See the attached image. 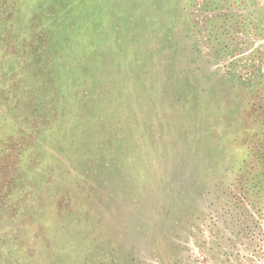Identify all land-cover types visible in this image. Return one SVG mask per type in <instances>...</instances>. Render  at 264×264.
<instances>
[{
    "label": "rangeland",
    "instance_id": "1",
    "mask_svg": "<svg viewBox=\"0 0 264 264\" xmlns=\"http://www.w3.org/2000/svg\"><path fill=\"white\" fill-rule=\"evenodd\" d=\"M47 1L0 0V264H264V145L206 116L264 77V0Z\"/></svg>",
    "mask_w": 264,
    "mask_h": 264
},
{
    "label": "trees",
    "instance_id": "2",
    "mask_svg": "<svg viewBox=\"0 0 264 264\" xmlns=\"http://www.w3.org/2000/svg\"><path fill=\"white\" fill-rule=\"evenodd\" d=\"M225 1L227 5L228 0H225ZM48 2H51V4H48ZM42 3L44 5L42 6L43 7L42 12L40 13L42 14L41 17H44V18L52 17V16L47 15L49 12H52V10L54 11L55 9L52 1L49 0L47 2H40L39 5H42ZM36 7H38V5ZM19 8H20V4L18 6L17 5L14 6V9L12 10L15 11L16 13L17 9L19 10ZM67 9L69 10L70 6H67ZM228 17L229 16L226 13L223 16L224 18L223 21H226ZM230 49L231 48H229L228 45H224L221 49L222 50L221 56L226 57L227 55H229L231 53ZM258 61L259 60H257L256 62ZM263 66H264V61H263ZM230 80L232 82L233 91H235L233 92L234 94L231 95L230 98L228 99L223 98V96H220V94H214L212 98L215 97L216 99V102H215L216 107L213 106L212 110L209 112L210 114H207L206 116L208 117L209 121L215 123L216 125V131H217L216 136L218 137L217 138L218 141H220L221 139H224L226 135V137H228V141L230 142L232 141V143L234 144L243 141L246 147L248 146L255 147L259 145V150H260L261 147H263L264 145V126L260 129H254L252 126L249 125L247 117L245 118L242 117L239 123L238 115L236 113V108L233 107L232 105L235 103L236 105L239 106L238 96H239L240 88L244 89L245 92L250 94L251 90L253 91L254 89H258L259 86L264 85V77L261 76L258 81L257 80L255 81L251 78H249V80L248 79L242 80L240 77H235L232 75ZM255 84L258 87H256ZM206 93L208 94V92L203 90L202 92L201 91L199 92V95L201 97L202 96L204 97ZM260 95L263 96V94H260ZM66 97H67V91H65L64 89H61L60 91L56 92L55 99L59 101H61V99L62 101L63 100L66 101ZM233 100H234V103H233ZM263 104L261 105V104L252 102L249 105V108L251 110L250 111L251 115L249 119L250 122L256 119V117H259L260 113L262 112ZM252 115L253 117H251ZM260 119L264 120V112L260 115ZM254 137H257V138L254 139ZM237 147L244 148L243 155L240 158H238V160H241V162H245L248 159H250V156L252 155H250L248 151L246 152L245 147H242V145L239 146V144H237ZM250 163H253L252 170L256 169V163L254 162H250ZM251 173L252 172L249 171V175ZM257 176H258V173L257 174L254 173L249 179H247L245 178V174H243L241 177L234 180V185H235V188L237 189L236 192L239 194L238 200L242 205L250 204L254 207L256 206L261 207L262 205H264V175L260 180H256Z\"/></svg>",
    "mask_w": 264,
    "mask_h": 264
}]
</instances>
